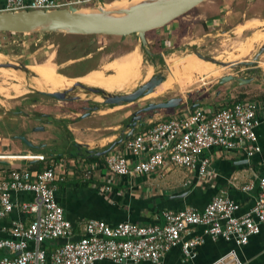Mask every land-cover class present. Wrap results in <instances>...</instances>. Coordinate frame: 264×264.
Instances as JSON below:
<instances>
[{
  "label": "crops",
  "instance_id": "crops-1",
  "mask_svg": "<svg viewBox=\"0 0 264 264\" xmlns=\"http://www.w3.org/2000/svg\"><path fill=\"white\" fill-rule=\"evenodd\" d=\"M28 1V0H25ZM242 4L241 7L238 4ZM258 3H260L258 5ZM5 0H0V10L4 8ZM264 6V0H221L220 12L206 18L204 21L206 27L210 25H218L236 18L233 25L237 28V32L250 31L254 36L255 41H264V16L256 17L251 13L246 15L245 10L257 9ZM250 7V8H249ZM253 12L252 10H250ZM249 13V12H248ZM177 19V18H176ZM174 19L163 27L150 30L146 35L147 41L156 39L158 36L151 33L162 31L163 44L167 45L173 35L176 34L178 26L174 24L177 20ZM258 21V22H257ZM257 23V24H256ZM240 26V28H239ZM231 28V27H230ZM228 30V29H227ZM4 32H0L2 34ZM11 33V32H9ZM211 33H203L202 36L210 35ZM120 37L121 36H112ZM128 37V36H126ZM253 39V38H252ZM242 53L239 60L252 61L254 56L257 59L250 65L244 64L238 66L237 72L231 69V72L226 74H234L237 77L243 78L241 83L235 80H229L220 83L218 79L223 74L211 82L200 83L191 92H185L180 96L181 103L173 108H167V120L171 117L178 116L182 112L190 111L197 106L203 107L207 110H217L226 103L233 101L256 100L258 102L264 101V50L259 53L261 44L257 42L253 46L242 41L240 42ZM244 43V44H243ZM136 46V45H134ZM245 46V47H244ZM237 46L236 48H238ZM136 48V47H135ZM237 53L234 52L233 55ZM236 59V60H237ZM238 61V60H237ZM210 75L217 74L220 67H216L213 63L208 64ZM205 64L197 62L196 70L189 76H193L197 70L204 71ZM225 74V75H226ZM170 76V74L168 73ZM184 77H178L173 80L176 83ZM210 83L208 86H204ZM79 100H82L80 98ZM88 101V100H85ZM34 104V103H33ZM39 108L37 111L30 114L15 112V114H23L28 120H33L35 125L30 128H25L23 132L16 135H8V138L0 140V181L7 179L11 170L28 169L31 171L41 170L54 163H59L60 176L55 182V198L57 202L63 207L65 217L72 223L73 239L81 236L84 223L88 219L104 220L108 224H116L118 222H133L139 225H147L150 223H158L162 221V212L164 210H182L184 208H195L201 210L204 206L218 193H224L228 198L239 204V209L236 215H242L248 212L254 205L258 194V176L264 171V116L261 117L258 125L255 127L256 142L259 151L252 155H248L246 148L222 150L213 147L205 152L210 158L207 172L200 175L196 170H188L183 167H167L154 173L145 175H136L129 177H122L109 173L104 167L103 150L106 144L114 141L116 136L123 132H117L114 135L108 136L105 143L93 145L92 140H81L76 137L75 125H64L65 131L68 133L64 137L61 132H58L57 124H61L64 118L69 119L73 117L70 114V109L66 108L64 112L57 111L44 112ZM89 110V114L76 119H81L80 126L85 131H97L99 128L92 123L94 114H100L101 110ZM39 111V112H38ZM16 115V116H17ZM127 117V116H126ZM29 119V120H30ZM43 119V125L41 122ZM76 122V120H73ZM130 119L126 122V129L129 130L128 124ZM54 123H57L54 125ZM149 122L138 123L135 131L140 132L145 130ZM54 125L55 129L50 126ZM120 124L116 126L119 127ZM35 128V129H34ZM43 128V129H41ZM41 131L36 133L35 131ZM64 130V129H63ZM24 136L32 143L30 148L18 137ZM43 135L60 137L59 140L43 141ZM59 136V137H58ZM39 139V140H35ZM103 138V137H102ZM107 138V137H106ZM11 139H16L13 143ZM75 144H78L77 146ZM30 154H43L45 160H34L28 156ZM25 155V156H21ZM27 155V156H26ZM96 156L95 158H91ZM90 164H96V168L91 170L87 175L86 170ZM245 185H251L250 189H243ZM105 187H109L107 190ZM11 200L16 204L11 212L0 218V237H8L10 227L14 221L22 220L29 222L32 214L24 212L21 208V203L30 202L34 200V194L31 191L19 190L11 194ZM193 236H201L203 242L195 247L196 255L194 258L187 259L184 257L180 245L170 248L163 256V264H211L215 259L234 249L241 260L242 264H264V225H260V232L249 237V240L244 245H237L234 240L212 239L203 233L202 226H193L189 233L185 234V238ZM64 239L60 238L54 242H46L48 251L60 244ZM3 252L0 251V257ZM94 264H151L147 261L138 263L125 261L114 262L111 260H98Z\"/></svg>",
  "mask_w": 264,
  "mask_h": 264
},
{
  "label": "built area",
  "instance_id": "built-area-1",
  "mask_svg": "<svg viewBox=\"0 0 264 264\" xmlns=\"http://www.w3.org/2000/svg\"><path fill=\"white\" fill-rule=\"evenodd\" d=\"M105 4V0H5L2 10L54 9L73 5ZM264 116V101H233L217 110L197 106L167 120L149 122L140 132H134L116 143L104 154V167L114 175L129 177L157 172L167 167H183L207 172L210 158L205 152L213 147L222 150L246 148L250 156L259 151L255 144V127ZM119 138V136H118ZM110 144L106 145V148ZM105 148V149H106ZM25 156V155H21ZM27 156V155H26ZM34 160H45L43 154H30ZM61 165L54 163L41 170H11L0 181V218L16 205L11 200L14 191L34 194V200L21 203L24 212L32 214L29 222L14 221L8 237H0V264H94L98 260L114 262L147 261L163 264L164 254L180 245L185 258L196 255L195 247L203 242L201 236L186 239L193 226H202L203 233L212 239L234 240L244 245L251 235L264 225V171L258 176V194L253 207L236 215L239 204L218 193L203 209L184 208L164 210L162 221L139 225L133 222L108 224L100 219H88L84 233L73 239L72 223L65 217L63 207L55 198V182L62 179ZM96 168L90 164L86 174ZM107 190L109 187H105ZM245 185L243 189H250ZM64 239L50 251L46 242ZM211 264H242L236 251L215 259Z\"/></svg>",
  "mask_w": 264,
  "mask_h": 264
},
{
  "label": "rangeland",
  "instance_id": "rangeland-1",
  "mask_svg": "<svg viewBox=\"0 0 264 264\" xmlns=\"http://www.w3.org/2000/svg\"><path fill=\"white\" fill-rule=\"evenodd\" d=\"M220 2L221 0H205L187 13L179 16L176 19L177 21L174 22L179 28L176 34H171L173 35V39H171L167 45L163 44L162 31L151 33L158 36L156 39L148 40V48L154 54L152 57L144 51L136 35L132 34L127 35L128 37L124 36L122 38L100 34L91 35L92 37H89L87 35L56 32H4L0 34V59L4 62H10L15 65L23 64L28 67L25 70L5 67V70H2L0 68V140L8 138V135H16L19 132H23L25 128H30L32 125H35L33 120L30 118V120H27L23 114L17 115L15 114V111L21 110V112L23 111L24 113L28 112L33 114V112L37 111L39 108H43L44 110H40H43L44 112L49 111V113L52 114V112L55 113L56 111L58 113L64 112L67 110L66 108H69L70 114L73 115V117L62 119L64 121L61 124L54 123V125L57 124L58 126L57 131L61 132L62 135L64 134V137H67L68 133L65 131L64 125H75L76 137L81 140H92L94 141L92 143L93 145L101 143L105 145L109 139L108 136L112 134L114 135L117 132H124L126 129V122L129 119L131 121V116L136 110L142 109L149 103L164 102L169 98L179 95L183 96L185 92H191L199 86V82H210L222 74L225 75V72H231L230 68L222 67L213 63L216 67H221L217 74L210 75L212 72L206 65L204 71L202 69L197 70L193 76L187 78L184 77L176 83H174L175 81L173 82L176 78L173 79L171 78V75H168L167 78L148 95H145L134 102L111 106L99 102V95L78 87L75 88L74 91H71L69 95H77L82 98L83 101L57 100L46 95L43 96L37 94L35 93L37 91L34 88V79H36V75L40 73H35L29 68L31 67L34 70L37 66L48 63L56 71L55 74L58 73L60 77H69L77 80L94 68L102 69L108 61L124 58L136 47L141 55V77L124 89L109 90L112 91L111 93L121 94L131 92L138 85L146 81L147 78L145 79V77L149 73L152 72V74H154L164 69V67H171L174 61L182 58L185 54H189L192 57V60H195V63L193 65L191 64V75L197 68V62L205 61L198 55L196 56L195 51H198L205 56L214 57L219 61L232 62L242 56L236 48L240 42L245 41L250 49L256 42V46H259V44L263 46L264 41H255L254 39V36L257 33L262 32L256 31L252 35L246 37L247 34L249 35L250 31L248 33L247 31L238 33L237 28L231 26L236 22V18L230 19L228 23L224 22L218 25H210V27L205 26L204 21L207 20L206 18L220 12ZM132 3H134V0H105V4L102 5L112 7ZM259 4L260 3H258V5ZM238 6L241 7L242 4L239 3ZM253 8L254 7L245 10L246 15L250 16L251 13H253L256 17L264 16V6H260L257 9ZM209 32L211 33L210 35L201 37L203 33ZM148 33H146V35ZM148 35L149 37H152V35ZM90 42L93 43L89 44ZM94 46L97 48L95 49ZM90 49L92 50L91 53L83 55ZM234 52L237 54L233 55ZM208 63L210 64L209 61ZM14 72H19V74L22 73V76ZM112 72L113 71L105 73L103 76L108 77L114 74V72ZM42 76L46 77V75ZM209 84L210 83H207L204 86H208ZM17 85H19V87H16ZM63 87L65 89L69 88L65 84ZM49 88L55 87L50 86ZM32 99H35L36 101L34 102ZM92 104H98V110L104 112L100 113L103 114L102 116L98 115L99 113L92 115V123H94L93 125L97 126L99 130L85 131L80 127L82 125L81 119H76L78 118L76 116L80 115V118L85 116L84 113L89 112L85 107H92ZM140 115L143 116V121L151 123L161 121L167 116L164 108H159L157 111H143ZM73 120H76V122ZM41 122L43 123V119ZM117 124H120L119 127L116 126ZM43 125H46V123H43ZM54 125L50 126V128L55 129L53 127ZM35 132L41 133V131L38 130ZM118 136L112 140H117ZM43 137L44 139L42 138L40 141L43 140L49 142V140L60 139L59 136V138L52 136L50 139L49 135H43ZM35 140L39 139L35 138ZM11 141L15 143L16 139H11Z\"/></svg>",
  "mask_w": 264,
  "mask_h": 264
},
{
  "label": "water",
  "instance_id": "water-1",
  "mask_svg": "<svg viewBox=\"0 0 264 264\" xmlns=\"http://www.w3.org/2000/svg\"><path fill=\"white\" fill-rule=\"evenodd\" d=\"M205 0H139L132 4L123 6H87L76 7L69 5L67 7H60L54 9H23L15 11L0 10V32L11 33H64L76 35H110V36H127L135 34L138 38L142 48L149 55L154 54L148 48V41L146 33L149 30L160 28L171 22L172 20L182 16L189 10L199 5ZM264 50V45L260 48L259 53ZM201 59L209 61L222 67L236 69L238 66L244 64L250 65L257 59L256 54L252 61L233 60L232 62H224L216 60L214 57L205 56L200 52H196ZM0 67L14 68L25 70L28 67L23 64H12L10 62H3ZM169 68L164 67L159 72L152 74L145 82L138 85L134 90L128 93L115 94L106 91L98 86H86L80 81L74 82L70 88L61 91L46 92L36 90L38 93L55 98L57 100H79L77 95L71 96L69 93L74 91L75 88L84 89L99 95L104 104L111 106L127 104L134 102L146 94L148 91L153 90L157 84L165 80ZM229 80H235L238 83L243 81V78L237 77L234 74H226L221 76L218 81L220 83ZM180 96L169 98L164 102L149 103L142 109L136 110L131 116V121L128 124L130 131L125 133V137L131 135L135 129L137 120L141 119L138 115L141 111L155 110L159 108H172L177 106L181 101ZM99 103V102H96ZM97 106L94 105L92 110H96ZM85 112L84 115H88ZM43 129V128H41ZM123 133L120 134L118 140L113 141L110 145L103 150L102 154L111 149L116 143L122 140ZM25 144L32 148V143L24 136H18ZM76 146L78 144H75Z\"/></svg>",
  "mask_w": 264,
  "mask_h": 264
},
{
  "label": "bare ground",
  "instance_id": "bare-ground-1",
  "mask_svg": "<svg viewBox=\"0 0 264 264\" xmlns=\"http://www.w3.org/2000/svg\"><path fill=\"white\" fill-rule=\"evenodd\" d=\"M136 1H139V0H134V2H136ZM239 28H240V26H239ZM237 30H239V29H237ZM237 46H239L237 48V51L239 52V54H241L242 50H245V49L242 48L241 43H239ZM3 62L4 61L0 59V64ZM194 63H195V60L194 59L192 60V57L189 54H185L182 58L174 61L173 65L171 67H169L166 78L168 76V73H170L171 78H173V79L178 78V77L189 76L190 72H191V66ZM203 63L209 67L208 61H203ZM140 67H141V55H140L138 49L135 48L134 50L129 52L124 58L119 59V60L114 59V60L108 61L105 63V66L102 69L94 68V69L90 70L86 75L81 76L77 80L86 86H98V87L105 89L108 92H112L109 90L124 89V88L128 87L129 84H131L132 82L137 80L139 77H141L140 76V74H141ZM0 68L2 70H5L4 67H0ZM29 68L35 73H40V74H37L36 79H34V83H35L34 88L36 90H41V91H46V92L61 91V90L65 89L63 87L64 84L70 88L74 84V82L77 81V80H75L73 78H69V77L68 78L67 77H60L58 75V73L55 74L56 71L48 63L41 64V65L37 66L36 68H34V70L31 67H29ZM209 68H211V67H209ZM220 69H221V67L218 69V72L220 71ZM111 71H113L114 74H112L108 77L103 76L105 73H108ZM14 73H16V74L18 73V75L22 76L21 75L22 73L21 74H19V72H14ZM42 75H46V77H44ZM151 75H152V72L149 73L145 77V79L146 78L148 79ZM60 83H63V84H60ZM160 84H157L153 90H155L158 87V85H160ZM50 86L55 87V88H49ZM16 87H19V85H17ZM153 90L148 91L146 94H143V96L148 95ZM98 101L102 102V98L100 96H98ZM180 103H181V101H180ZM174 107H176V106H174ZM194 109H196V108H194ZM194 109L191 108L190 111H193ZM141 112H143V111H141ZM140 113H138V115H140ZM141 122H144L142 120V116H141L140 120H137L135 129L138 126V123H141ZM135 129H134V132H136ZM124 133L125 132H123V134Z\"/></svg>",
  "mask_w": 264,
  "mask_h": 264
},
{
  "label": "trees",
  "instance_id": "trees-1",
  "mask_svg": "<svg viewBox=\"0 0 264 264\" xmlns=\"http://www.w3.org/2000/svg\"><path fill=\"white\" fill-rule=\"evenodd\" d=\"M46 33H48V32H46ZM93 35H95V34H93ZM92 35V36H93ZM132 35H135V34H132ZM87 36H89V37H92L91 35H87ZM91 43H93V42H90L89 44H91ZM94 48L96 49L97 47L96 46H94ZM91 49L90 50H88V51H86L83 55H87V54H89V53H91ZM96 156H93L92 155V157L91 158H95Z\"/></svg>",
  "mask_w": 264,
  "mask_h": 264
},
{
  "label": "flooded vegetation",
  "instance_id": "flooded-vegetation-1",
  "mask_svg": "<svg viewBox=\"0 0 264 264\" xmlns=\"http://www.w3.org/2000/svg\"><path fill=\"white\" fill-rule=\"evenodd\" d=\"M35 93H37V94H40V95H43V94H41V93H38V92H35ZM43 96H45V95H43ZM32 101H36L35 99H32ZM94 105H96V104H92V107L94 106ZM100 105V104H99ZM97 106V108H98V104L96 105ZM92 107H85V109H91ZM135 111V110H134ZM15 112H18V111H15ZM19 112H21V111H19ZM141 114V113H140ZM142 120H143V116H142Z\"/></svg>",
  "mask_w": 264,
  "mask_h": 264
}]
</instances>
